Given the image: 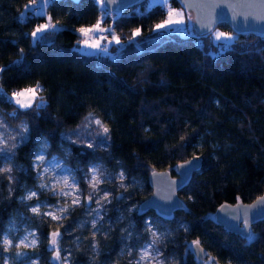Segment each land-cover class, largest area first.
Segmentation results:
<instances>
[{"label":"trees","instance_id":"1","mask_svg":"<svg viewBox=\"0 0 264 264\" xmlns=\"http://www.w3.org/2000/svg\"><path fill=\"white\" fill-rule=\"evenodd\" d=\"M39 2L0 0V85L10 91L38 83L46 102L36 114L0 96V241L24 228L37 236L33 247L17 251L13 264H54L47 245L52 230L59 231V251L54 248L65 264H137L140 246L152 237L162 264H202L191 250L197 240L213 264H264V219L251 225V241L213 219L221 203L264 195V35L233 33L227 50L217 48L208 32L161 35L152 27L164 8L143 9L141 0L103 20L112 29L107 33L121 40L135 27L140 35L113 56L91 55L72 45L82 37L77 29L97 20L99 1L52 0L38 15ZM31 3L35 8L26 7ZM49 17L61 27L34 42L32 30ZM96 119L110 130L106 144ZM193 149L202 164L178 191L186 209L170 220L153 210L137 214V204L151 193L148 173L172 169ZM38 150L61 158L79 181L83 200L68 204L59 220L43 212L58 197L37 185L32 163ZM91 165L99 166L101 182L89 199ZM30 190L36 194L26 197ZM4 253L0 242V264Z\"/></svg>","mask_w":264,"mask_h":264},{"label":"water","instance_id":"2","mask_svg":"<svg viewBox=\"0 0 264 264\" xmlns=\"http://www.w3.org/2000/svg\"><path fill=\"white\" fill-rule=\"evenodd\" d=\"M139 1L141 0H100V4L108 13L118 14ZM177 2L183 10L191 14L198 34L207 33L219 23H224L235 34L264 35V0H177ZM201 164V156L192 155L175 163L172 169L151 170L147 175L151 193L137 204L136 213L144 214L148 210H153L160 218L170 220L175 211L186 209V202L178 195V191L187 185L193 172L199 170ZM260 197L264 195L250 202L221 203L213 213L214 222L226 231L246 237L251 225L264 219V206L257 205ZM53 233L59 231H50L47 245L52 262L60 264L59 259L55 258L58 251L54 248L56 242L53 244ZM192 245L191 250L196 261H203L208 256L207 249L202 244L198 248Z\"/></svg>","mask_w":264,"mask_h":264},{"label":"rangeland","instance_id":"3","mask_svg":"<svg viewBox=\"0 0 264 264\" xmlns=\"http://www.w3.org/2000/svg\"><path fill=\"white\" fill-rule=\"evenodd\" d=\"M30 5H31L32 8H35V3H31ZM154 5H161L164 8V10H165V14H164L163 18H161L156 23H154L152 29L155 27V25L157 23H160L164 19L167 18V13L171 9V10H175L176 12H182L183 13V17L182 18L184 20V23L179 25L178 26V30H176L174 32L179 33L181 35L198 34V30H197V28H196V26H195V24L193 22V18L191 16V14L189 12L183 10L182 7L172 5L169 0H168V3L166 5H162L159 2V0H143V9L151 8ZM43 6H44V4L42 3V0H40L39 8H38V12L39 13L44 10ZM107 13L108 12L104 11V9H100V11L98 13L97 20L95 21V23L93 25H91V26H80L79 28H81V27H85V28L93 27L96 24V22L98 20H100L101 18H103V20H104L106 18ZM47 22H48V20L36 25L35 28L32 30V32L35 31V29L38 26H40L42 24H45ZM52 23L56 24L57 28L61 27V25L58 24V23H54V22H52ZM101 27L102 28H107L108 26H107V24L102 22ZM136 29H139V28L138 27L133 28L132 29V33ZM32 32H31V39L33 40ZM221 32L233 37V32L230 29H223V28H219V27H214L213 29H211L208 32L209 33L208 35H209V38H210L211 42L214 43L217 48H220L218 46L220 42L215 41V35H216V33H221ZM97 35H100V33H98ZM105 37H107V40L101 41L102 44H107L108 40L112 39V35H109L108 33L105 34ZM132 38L133 37H130V38L125 39V40H121L120 39L121 40V44H128L130 42H133ZM84 39H85V37H83V36L80 37V39H78L72 45V48L75 49L78 52L85 53V54L101 55V56H113L116 53V50H118L120 45H121V44L117 45L115 42H113L114 44H116V46H115V48H112L111 47L112 43L108 44L109 53L108 54H104V53L99 52L97 50L85 47L83 45V43H82V41ZM129 39H130V41L126 42ZM91 42H93V41L90 40L89 43H91ZM36 84H38V83H36ZM36 84H32V85H29V86H26V87L16 88V89H13V90H10V91H6L4 89V93L7 94V97H8V99L11 102L16 104L15 101L12 99L13 92L21 91V90H23L25 88H28V87H34ZM40 99H43L45 101V98L41 97V92L37 94V101L36 102H39ZM2 131L3 130H0V138H2L3 135H4V133ZM38 154H43V161L41 162V167H39V168L34 166L35 163L37 162ZM192 155H198V153H197V151L195 149L192 150ZM32 164H33V167L35 168L36 174L38 176V181H37L38 187L41 188V189H44V190H49L51 194H55L58 197V201L57 202L45 203L44 206H43L44 207V209H43L44 214L46 216H48L50 219H52L54 221L55 220H59L60 217L62 216L63 212H64L62 210L65 209V207L68 204H73V200L76 199L77 197L79 198V201L83 200V198H82L83 195L81 194V189H80L79 185H73L72 187H69L68 185H66L63 182V178L67 177L69 184H71L73 178L76 179V177H75L74 173L69 169V167L62 161L61 158H58V157H56L54 155L46 156L43 150H38V152L34 155ZM91 166H93V165H91ZM97 176L101 180V174H100L99 170L97 172ZM90 178H91V172H89V169H88V175L86 177L87 182L89 181ZM57 181H59V183H57ZM88 184H89V182H88ZM41 185H44V187H41ZM90 186L92 187V185H90ZM61 191L69 192V193H71V195H61L60 194ZM33 192L36 194L35 190L28 191L26 197L34 196V195H32ZM39 206L40 205L38 203H36V204H34L31 207V210L32 211H33V209L39 210V208H40ZM53 216L58 217V219H53L52 218ZM5 239L10 241L14 245L13 246L14 250L11 252L10 249L12 247H10V248H8V250L5 251L3 259H2V264H13V262L15 260H19L20 259V256L17 255V251L19 249L33 247L36 244V242H37V236H36L35 231L33 229H29V228H24V229H22L19 232H15V230H11V231H9L7 233H4L1 236V241H0L1 244H2V247L4 249L7 248V245L3 244V241ZM57 247L58 246L55 245V248L58 249V251H59V248H57ZM146 247H147V251H148L149 255L146 258L141 259L142 253L144 252ZM11 253H13L14 255L11 256ZM59 259H60V261L63 264L66 263V259H65L64 256L60 255ZM135 260L137 262H140L141 264H162L161 258L159 256V252H158V250L156 249V247L154 245L153 237L150 240L144 242L140 246V248L138 250V253H137L136 257H135ZM209 261H210L209 258L206 257L201 262H202V264H209ZM20 264H36V260L35 259H28V260H25L24 262H21ZM228 264H231V263H228Z\"/></svg>","mask_w":264,"mask_h":264},{"label":"snow or ice","instance_id":"4","mask_svg":"<svg viewBox=\"0 0 264 264\" xmlns=\"http://www.w3.org/2000/svg\"><path fill=\"white\" fill-rule=\"evenodd\" d=\"M35 2V0H34ZM52 0H42V3L47 5L49 3H51ZM159 2L162 5H166L168 3V0H159ZM28 8L31 7V5L26 6ZM42 14V13H37ZM222 15V13H221ZM183 13L182 12H176L175 10H169L167 13V18L164 19L162 22L157 23L155 25V27L152 29L153 32L156 33H160L161 35L165 34L168 31H176L178 30V26L184 23L183 20ZM103 22V18H101L100 20H98L96 22V24L93 27H89V28H85V27H81L79 29H77V31L83 36L85 37V39L82 41L83 45L87 48H91L94 50H97L99 52H102L104 54H108L109 53V49H108V44H111L113 42H115L117 45L121 44V40L119 37L112 35V39L108 40L107 44H102L101 41L103 40H107V37L103 36V35H97L98 33H111L112 29L111 28H102L101 24ZM57 30V26L56 24L52 23V18L49 17L48 22L45 24H42L40 26H38L35 31L32 32V37H33V41H37L40 39H46V36H44L45 33H54ZM140 35V30L136 29L133 33H132V37L133 39L137 36ZM93 41L91 43H89V41ZM234 38L230 35H227L225 33H216L215 35V41L220 42L219 43V47L223 50H227L230 46L231 43L233 42ZM118 51V50H117ZM23 60V56H21L18 60L14 61V64H20ZM5 71L4 68H0V74H2ZM0 79H2V75H0ZM41 91H43L41 85L36 84L34 87H28L25 88L21 91H16L13 92L12 94V99L15 101V103L19 106L20 109H35L36 110V114H39L38 110L39 109H43L46 107V102L43 99H40L39 102L37 101V94L40 93ZM0 96L3 97V99L7 100V94L4 93V89L3 86L0 85ZM18 114V110L14 109L13 112L11 113V115L16 116ZM24 115H30V113H28L27 111L23 113ZM85 120L88 121L89 123L93 122L91 119V114H89V117H85ZM94 123L103 129V134H104V138L103 140H101L100 143L102 144H106L107 140L109 139L108 137V133H109V128L104 126L103 122L99 119L94 120ZM87 126V125H85ZM25 131H27V126H25ZM22 140L27 139V137H22ZM45 143H47L45 141ZM15 147V145H14ZM88 147H93L92 144H89ZM0 152H3V149H0ZM6 159H10V156L5 157ZM196 159H199V157H196ZM43 161V154H38V158H37V162L35 163V167L39 168L41 167V162ZM190 163V162H189ZM99 170V166L98 165H93L89 168V172H91V178L89 179V184L92 185L93 187V193H89V199L91 198V196L95 193L96 191V186L101 182L100 178H98L97 176V172ZM8 171H10V169H8ZM39 175V174H38ZM119 179L121 180V185L120 187H126L123 184V180H124V173L121 172L119 175ZM63 182L68 185L69 187H72L73 185H78L79 181H77L75 178H73L71 184H69L67 177L63 178ZM57 183H59V181H57ZM41 187H44V185H41ZM61 195H71V193L69 192H64L61 191L60 192ZM32 195H35V193L33 192ZM110 194L109 193H105L104 195V199L107 200L108 196ZM117 199H120V197H117ZM239 200V198H237ZM79 198L77 197L76 199L73 200V204H79ZM99 202V201H97ZM257 205H261L264 206V197H260V199L257 201ZM225 207V206H222ZM34 212L38 211L37 209H33ZM62 211H67V209H63ZM47 214V213H46ZM245 215H247V213H245ZM53 219H58V217L53 216ZM150 227V225H149ZM245 227H248V223L246 221ZM153 235L155 236V233H153ZM59 236V233H53V244H55L56 242V238ZM246 238L251 241L254 239L253 235L251 234V232L247 233ZM4 245H7V248H5L4 250H8V248L13 247L14 245L8 241L7 239H5L3 241ZM200 242L197 241H193V245L194 247H199ZM17 255H20L19 253H17ZM149 255L148 251H147V247L145 248L144 252L142 253L141 259L146 258ZM56 259H59V256L57 255V257H55ZM137 264H139V262H137ZM209 264H213V262L210 260Z\"/></svg>","mask_w":264,"mask_h":264},{"label":"built area","instance_id":"5","mask_svg":"<svg viewBox=\"0 0 264 264\" xmlns=\"http://www.w3.org/2000/svg\"><path fill=\"white\" fill-rule=\"evenodd\" d=\"M101 7H102V6H101ZM102 9H103V8H102ZM104 11H106V10H104ZM106 33H107V32H106ZM106 33H100V35H103V36H105V34H106ZM129 41H130V39H129V40H127L126 42H129ZM124 42H125V41H124ZM126 42H125V43H126Z\"/></svg>","mask_w":264,"mask_h":264},{"label":"crops","instance_id":"6","mask_svg":"<svg viewBox=\"0 0 264 264\" xmlns=\"http://www.w3.org/2000/svg\"><path fill=\"white\" fill-rule=\"evenodd\" d=\"M99 1V0H98ZM100 2V1H99ZM100 9H102V7H101V4H100Z\"/></svg>","mask_w":264,"mask_h":264}]
</instances>
